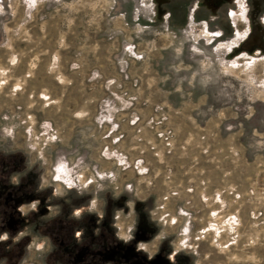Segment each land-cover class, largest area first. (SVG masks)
I'll return each mask as SVG.
<instances>
[{
	"label": "rangeland",
	"instance_id": "1",
	"mask_svg": "<svg viewBox=\"0 0 264 264\" xmlns=\"http://www.w3.org/2000/svg\"><path fill=\"white\" fill-rule=\"evenodd\" d=\"M148 16L149 0H0V201L49 200L44 219L94 201L87 232L111 200L138 203L116 219L126 238L163 235L196 264H264V54ZM32 236L12 235L0 264H50L51 241ZM144 240L92 245L144 264Z\"/></svg>",
	"mask_w": 264,
	"mask_h": 264
},
{
	"label": "crops",
	"instance_id": "2",
	"mask_svg": "<svg viewBox=\"0 0 264 264\" xmlns=\"http://www.w3.org/2000/svg\"><path fill=\"white\" fill-rule=\"evenodd\" d=\"M238 1L239 0H149L148 18L150 23L161 24L171 30H181L189 26H196L203 29V31L209 33L214 32L216 38L221 39L219 47L224 48L226 53L231 51V53H234L240 58L262 55L264 54V0H242L243 7L240 9L241 15L234 21L233 16L237 10L238 3L236 2ZM252 63L255 62L253 61ZM64 200L65 202L62 204L60 215L57 216V213L45 219L41 217L42 213L40 209H46L52 206L49 200H45L42 205L39 204L37 209L30 208L28 211L25 210V206L19 205L17 211L24 223L20 230L14 234L10 227L0 230V247L3 251L6 252L9 250L6 248V242L12 235H16V237H12L14 244H17L24 236H28L33 240L32 235H42L38 232L39 226L45 228L44 231L46 233L43 235L51 241L52 235L49 236L46 234H52L54 229L59 230L62 234L63 227L66 228V226H63V222L66 223L71 218L79 222L74 233L77 243L85 239L86 235H93L95 237L99 235H112L114 239L113 242L101 243V248H107L106 250H108V248H120L125 251L129 245V241L143 238L145 239L144 242H138L136 249L140 251L142 261L145 262L144 264H196L191 255L182 253L180 248L173 246L163 235L154 234L152 236L147 235V237L146 235H139V238H137L136 235H130L128 238L122 236V232L118 231L116 219H119L124 213L131 211L132 208L137 209L138 203L135 205L133 203L117 205V199H115L116 201L111 200L109 205L105 206L104 210L94 216L91 225L92 230L87 232L85 228V219L89 217L88 214L91 212L90 209L93 207L92 204L94 201H90L88 206L86 204L85 206L83 204L81 205L80 202L79 204L73 205L70 204L68 200ZM114 203L117 205V207H115L116 209L111 206ZM69 206L72 209H76L75 212L77 213L71 215L68 212ZM54 219L57 222L54 223ZM144 224L146 229L154 227L150 222ZM26 229L29 230V233L22 234ZM60 237L62 238L63 235H60ZM150 241L154 242L150 243ZM93 248L99 247L95 245ZM98 252L100 256L104 255L101 250ZM105 254H107V252ZM109 254L111 258L104 255L105 259L103 258V264H130L128 259L121 258V255L116 251L113 253L109 252ZM157 258H159V261L153 263Z\"/></svg>",
	"mask_w": 264,
	"mask_h": 264
},
{
	"label": "trees",
	"instance_id": "3",
	"mask_svg": "<svg viewBox=\"0 0 264 264\" xmlns=\"http://www.w3.org/2000/svg\"><path fill=\"white\" fill-rule=\"evenodd\" d=\"M5 175V174H4ZM7 178H4L3 181L5 182ZM9 194V193H8ZM12 194V193H11ZM10 197V198H9ZM16 204L13 202V197L11 196H5V201H0V230L9 228L10 223L8 222V219L12 218L13 221H17L19 225H22L23 219L21 218L18 211H16ZM57 222L54 219V223ZM60 225V223H59ZM79 225V222L74 219H69L68 222H63V226H66V228L63 227V233L61 234L59 230L54 229L53 233H47L46 235L51 236V242L53 245V249L48 253V259L50 260V264H74V260H76V256L78 254V251L86 246L89 251H91L90 259L85 261L82 264H93L95 263V256L98 255V251L96 248H93L92 243H100L101 239L102 242L106 240V242H113L112 235H99L98 237H95L93 235H86L85 239H83L81 242L77 243L75 240V228ZM43 226H39L38 232L40 234H45ZM59 231V232H57ZM54 235V236H53ZM56 235V237H55ZM60 235H63L61 238ZM101 242V243H102ZM104 262L103 258L100 262L102 264Z\"/></svg>",
	"mask_w": 264,
	"mask_h": 264
},
{
	"label": "bare ground",
	"instance_id": "4",
	"mask_svg": "<svg viewBox=\"0 0 264 264\" xmlns=\"http://www.w3.org/2000/svg\"><path fill=\"white\" fill-rule=\"evenodd\" d=\"M236 3H238L237 4V10H240L242 7H243V1L242 0H239L238 2H236ZM231 13V12H230ZM241 13V10L239 11V14ZM232 15V14H231ZM236 21V20H235ZM207 34V35H206ZM211 34H209V33H206V32H204V34H203V36H210ZM212 38L213 37H211V39H210V41L209 42H211L212 41Z\"/></svg>",
	"mask_w": 264,
	"mask_h": 264
}]
</instances>
